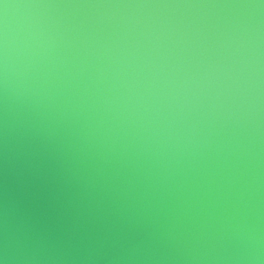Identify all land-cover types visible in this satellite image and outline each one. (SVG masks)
I'll list each match as a JSON object with an SVG mask.
<instances>
[{"label": "water", "instance_id": "water-1", "mask_svg": "<svg viewBox=\"0 0 264 264\" xmlns=\"http://www.w3.org/2000/svg\"><path fill=\"white\" fill-rule=\"evenodd\" d=\"M0 264H264V0H0Z\"/></svg>", "mask_w": 264, "mask_h": 264}]
</instances>
